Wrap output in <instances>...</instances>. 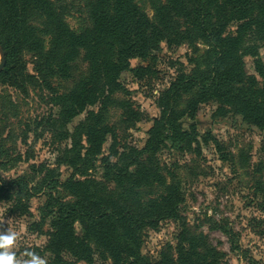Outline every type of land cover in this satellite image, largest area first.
Returning <instances> with one entry per match:
<instances>
[{
	"label": "trees",
	"instance_id": "obj_1",
	"mask_svg": "<svg viewBox=\"0 0 264 264\" xmlns=\"http://www.w3.org/2000/svg\"><path fill=\"white\" fill-rule=\"evenodd\" d=\"M87 9L91 26L75 33L62 22H49L54 11L48 0H0V47L5 58L0 76L11 78L19 69L23 74L22 49L33 54L34 72L60 78H67L73 62L82 57L88 66L86 81L69 94H54L55 100L68 118L101 104L77 125L78 138L63 153V163L71 169L69 177L61 181L53 170L45 169L41 179L45 202L38 229L46 237L44 251L52 256L48 264H65L62 253L87 264L96 260L147 264L139 249L141 232L165 220L177 225L176 244L166 245L154 264H218L221 255L181 221L178 185L170 184L158 195L145 190L165 186L157 159L162 149L180 156L193 151L194 126L185 130L180 121L194 120L201 104L212 103L219 114L239 116L264 131V70L256 58L259 47H264V0H160L153 20L134 0H91ZM32 13L48 21L41 30L47 37L45 50L36 43L38 29L27 17ZM233 25L232 32L228 29ZM161 43L194 53L199 43L205 49L189 59L193 65L189 76L177 71L159 94V117L153 120L144 146L121 153L111 146L108 156H103L106 137L113 135L104 117L114 102L110 96L121 88L118 77L127 71L142 79L150 69L130 68V61L146 60ZM246 56L254 58L258 79L244 73ZM125 113L134 122L141 119L138 112ZM98 157L99 172L94 164ZM12 187H0V200L12 201L16 211L28 213L33 196L29 180L18 177Z\"/></svg>",
	"mask_w": 264,
	"mask_h": 264
},
{
	"label": "rangeland",
	"instance_id": "obj_2",
	"mask_svg": "<svg viewBox=\"0 0 264 264\" xmlns=\"http://www.w3.org/2000/svg\"><path fill=\"white\" fill-rule=\"evenodd\" d=\"M48 1L54 11L50 14V23L62 22L75 33L90 28L87 5L91 0ZM134 1L153 20L154 8L160 0ZM27 17L38 29L36 43L43 50L47 49V37L41 30L48 21L39 13ZM234 29L235 25L228 30L233 32ZM197 47L198 53H194L187 47L161 43L146 60L130 61V68L144 67L150 72L142 79H135L127 71L118 77L121 88L110 96L114 102L108 105L104 117L113 135L106 137L103 156H108L111 146L118 153L125 148L139 150L144 146L153 120L159 117L156 108L159 94L169 86L177 71L189 76L193 68L189 59L205 49L200 43ZM32 56L27 49H22L19 62H23V74L19 69L11 78L0 76V187L13 188V181L24 177L33 192L27 203L28 213L16 211L12 201L0 200V216L5 221L0 231L14 228L21 234L18 254L31 248L49 261L52 256L44 251L45 234H39L38 229L45 202L41 179L45 169L53 170V175H58L61 181L69 177L71 169L64 165L63 153L75 140L77 125L101 104L87 106L79 115L68 118V114L60 110L54 94L66 95L84 84L88 76L85 59L75 60L70 72L67 71L68 77L60 78L55 73L34 72ZM256 58L264 70V47H259ZM4 66L5 62L2 69ZM243 71L258 79L254 58H243ZM185 98H181L180 106ZM128 110L138 112L141 119L132 121L126 116ZM180 122L185 130L194 126L197 144L183 156L168 148L162 149L157 159L165 186L145 192L158 195L166 186L178 185L181 221L207 248L221 255L218 264H264V131L247 125L239 116L219 114L212 103L199 105L194 120ZM100 158L94 163L97 172L101 167ZM46 229L47 226L42 227V232ZM141 235L140 254L147 264H154L166 245L176 244L177 225L170 220L161 221L154 229L143 230ZM61 258L65 264H87L64 253ZM92 264L110 262L96 260Z\"/></svg>",
	"mask_w": 264,
	"mask_h": 264
},
{
	"label": "clouds",
	"instance_id": "obj_3",
	"mask_svg": "<svg viewBox=\"0 0 264 264\" xmlns=\"http://www.w3.org/2000/svg\"><path fill=\"white\" fill-rule=\"evenodd\" d=\"M5 221L0 216V225ZM8 223V221H7ZM21 234L14 228L0 231V264H48V260L31 248L19 252Z\"/></svg>",
	"mask_w": 264,
	"mask_h": 264
},
{
	"label": "water",
	"instance_id": "obj_4",
	"mask_svg": "<svg viewBox=\"0 0 264 264\" xmlns=\"http://www.w3.org/2000/svg\"><path fill=\"white\" fill-rule=\"evenodd\" d=\"M0 56H1L0 69H2L4 62H5V58H4V53L1 50V47H0Z\"/></svg>",
	"mask_w": 264,
	"mask_h": 264
}]
</instances>
